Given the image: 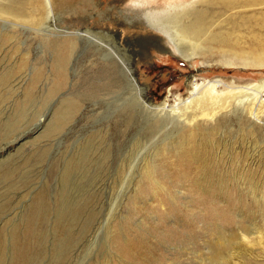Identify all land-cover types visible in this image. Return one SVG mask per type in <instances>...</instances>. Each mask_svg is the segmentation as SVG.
<instances>
[{
    "label": "rangeland",
    "instance_id": "1",
    "mask_svg": "<svg viewBox=\"0 0 264 264\" xmlns=\"http://www.w3.org/2000/svg\"><path fill=\"white\" fill-rule=\"evenodd\" d=\"M132 1L47 0L30 26L0 20V264H264V125L242 142L238 114L221 121L208 172L170 155L174 122L136 88L157 103L190 81L264 89V32L180 54L144 35L145 15L178 0ZM236 1L237 20L264 16V0Z\"/></svg>",
    "mask_w": 264,
    "mask_h": 264
},
{
    "label": "bare ground",
    "instance_id": "2",
    "mask_svg": "<svg viewBox=\"0 0 264 264\" xmlns=\"http://www.w3.org/2000/svg\"><path fill=\"white\" fill-rule=\"evenodd\" d=\"M46 1L0 0V20L5 21L11 26L29 25L33 19L40 17L42 11H47L49 5H47ZM141 1L143 2V0ZM199 2L205 1L193 0L186 3L184 0H178L176 4L171 3L167 5L163 11L151 14L146 12L145 20L149 23L150 29H148L147 34H144L148 37V40H146L147 38L145 40L151 42V44H158L162 48L165 47L163 44H168L171 50L176 51L178 49V52L183 54V51L186 49L198 48L207 41L230 44L229 46L233 47L232 44H237V42L232 39L241 38V33L249 30L250 23H257L260 27L257 30L261 34L257 37L255 36V39L262 37V32H264V16L262 15V17L257 18L256 16L241 15L240 20H237L232 11L236 9V2L238 3V1L219 0L216 3L208 2L203 10H198L195 7ZM217 8L219 9L216 10ZM30 9L35 10L34 18L33 14L28 12ZM133 21L136 22V20ZM216 29H218L216 37L211 38L214 35L213 30L216 31ZM253 29L255 28L253 27ZM256 41L259 42L261 40L258 39ZM100 45L104 47V45ZM229 82L233 84V87H223L226 83L223 80H204L201 84L196 81H190L192 89L186 98L182 100L177 94L173 100H171V96H168L159 103L155 102L148 94L146 86H138L136 81L133 83H135L134 86L137 85L136 88L145 90L146 99L143 100V90L141 93L139 90V98L148 109L154 110L166 123L174 122L179 137L176 139L174 143L176 147H174L173 152H170V155L178 159L184 158L187 161L201 160L204 170H209L208 172L213 173L217 171H210L209 161L216 152V149L214 144L212 145L211 143L210 145L208 142H210L209 138H212L214 135L213 129L217 125L221 126V121L227 119V122L232 124L234 119L231 116L238 114L239 124L245 123L247 125V128L242 129L245 133L243 135L237 134L236 137L238 141L241 140L242 142L248 139L249 136H253L254 138L255 126L264 125L263 87H257L252 90L251 85L237 87V84L233 80ZM216 142L218 143V141ZM220 153L224 154L225 150H221ZM235 154L234 150L230 151L231 160L236 158ZM162 156L166 157L167 155ZM232 264L238 263L232 262Z\"/></svg>",
    "mask_w": 264,
    "mask_h": 264
}]
</instances>
